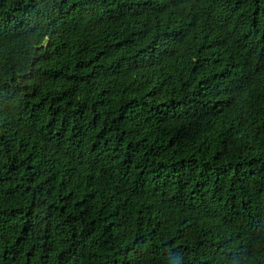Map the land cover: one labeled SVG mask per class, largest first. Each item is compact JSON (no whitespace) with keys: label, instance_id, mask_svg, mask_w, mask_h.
Instances as JSON below:
<instances>
[{"label":"trees","instance_id":"16d2710c","mask_svg":"<svg viewBox=\"0 0 264 264\" xmlns=\"http://www.w3.org/2000/svg\"><path fill=\"white\" fill-rule=\"evenodd\" d=\"M0 264H264V0H0Z\"/></svg>","mask_w":264,"mask_h":264}]
</instances>
